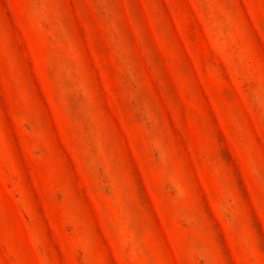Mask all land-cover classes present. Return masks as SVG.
Masks as SVG:
<instances>
[{
	"label": "rangeland",
	"instance_id": "1",
	"mask_svg": "<svg viewBox=\"0 0 264 264\" xmlns=\"http://www.w3.org/2000/svg\"><path fill=\"white\" fill-rule=\"evenodd\" d=\"M0 264H264V0H0Z\"/></svg>",
	"mask_w": 264,
	"mask_h": 264
}]
</instances>
